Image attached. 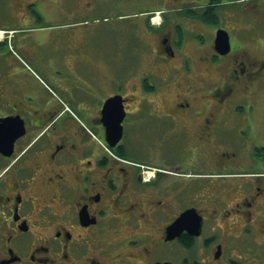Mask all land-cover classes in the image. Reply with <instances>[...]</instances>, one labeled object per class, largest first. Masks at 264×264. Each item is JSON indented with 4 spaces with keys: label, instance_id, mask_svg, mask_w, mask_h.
I'll return each mask as SVG.
<instances>
[{
    "label": "flooded vegetation",
    "instance_id": "flooded-vegetation-1",
    "mask_svg": "<svg viewBox=\"0 0 264 264\" xmlns=\"http://www.w3.org/2000/svg\"><path fill=\"white\" fill-rule=\"evenodd\" d=\"M45 1L0 27V264H264V0H56L132 64Z\"/></svg>",
    "mask_w": 264,
    "mask_h": 264
},
{
    "label": "rangeland",
    "instance_id": "rangeland-1",
    "mask_svg": "<svg viewBox=\"0 0 264 264\" xmlns=\"http://www.w3.org/2000/svg\"><path fill=\"white\" fill-rule=\"evenodd\" d=\"M45 3L50 9L55 12L54 16L48 15L50 9L43 5L41 8L46 16L52 17L44 21L43 26L55 31H62L68 33L70 31L83 29L86 33L88 41H91L98 46H106L110 48L113 53H121V59L129 64L136 62L138 51L137 42L135 39V30L131 29L128 19L125 20L121 15L124 14L122 9H114L109 15H86L83 17L72 16L67 12L63 13L59 10L56 0H46ZM71 6V0H65L63 8ZM60 8V9H59ZM59 9V10H58ZM14 18L11 17V11L8 7L7 0H0V27L11 28ZM1 35V34H0ZM1 37V36H0ZM139 46V45H138ZM259 126L260 121L255 119L253 122Z\"/></svg>",
    "mask_w": 264,
    "mask_h": 264
},
{
    "label": "water",
    "instance_id": "water-1",
    "mask_svg": "<svg viewBox=\"0 0 264 264\" xmlns=\"http://www.w3.org/2000/svg\"><path fill=\"white\" fill-rule=\"evenodd\" d=\"M115 100H109L108 102V106L111 105V103H113ZM120 120H121V115H113L112 117V122H113V130H112V136L114 138V142L118 141L121 138V134H122V127L120 125ZM190 212L187 211L183 214V216L179 219V221H181L182 218H184L185 215L189 214Z\"/></svg>",
    "mask_w": 264,
    "mask_h": 264
}]
</instances>
